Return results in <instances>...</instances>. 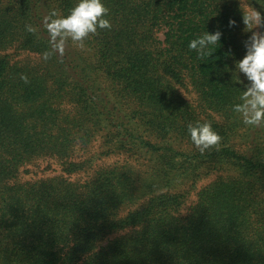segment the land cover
<instances>
[{
	"label": "trees",
	"instance_id": "1",
	"mask_svg": "<svg viewBox=\"0 0 264 264\" xmlns=\"http://www.w3.org/2000/svg\"><path fill=\"white\" fill-rule=\"evenodd\" d=\"M77 2L0 0V264H264V126L233 111L264 0H103L111 27L61 55L43 17ZM198 120L221 136L203 153ZM46 159L63 175L25 178Z\"/></svg>",
	"mask_w": 264,
	"mask_h": 264
},
{
	"label": "clouds",
	"instance_id": "2",
	"mask_svg": "<svg viewBox=\"0 0 264 264\" xmlns=\"http://www.w3.org/2000/svg\"><path fill=\"white\" fill-rule=\"evenodd\" d=\"M264 4V3H262ZM108 8L103 0H78L67 15H57L53 10L43 17V23L50 36L52 49L61 55L64 53L66 39L83 45L89 33H95L97 28H110L111 21L107 17ZM244 23L248 28L264 26V15L254 7L248 6L244 11ZM234 24V21H230ZM29 31L35 29L29 25ZM222 32L205 31L189 41L188 47L197 51L198 55L212 54V46L221 38ZM247 49L243 58L236 61L237 73H243L245 89L240 98L243 103H235L233 111L241 117L245 125L264 126V31H253L245 42ZM48 53H45L47 59ZM240 80V77L238 78ZM191 142L203 153L211 146H218L220 134L213 128L210 121L190 122L187 126Z\"/></svg>",
	"mask_w": 264,
	"mask_h": 264
},
{
	"label": "rangeland",
	"instance_id": "3",
	"mask_svg": "<svg viewBox=\"0 0 264 264\" xmlns=\"http://www.w3.org/2000/svg\"><path fill=\"white\" fill-rule=\"evenodd\" d=\"M187 98H191L192 95H186ZM94 150V153L96 155L95 157V161L93 163V168L91 170V172L93 173L94 170H96L98 167V160H97V154L99 156V153L103 150V145L100 144V141H96L94 143V147L92 148ZM100 163L102 164V166H114V165H122V164H137V161L135 159V157H130L129 155L126 154H114L111 157L108 158H103ZM38 172L37 174L33 175L36 172V169H33V172L25 175V178L28 179H40V178H51L54 176H59V175H63L61 168L59 165H57V163L53 162L50 159H46V160H42L40 161V166L38 168ZM90 170V169H89ZM89 170H86L82 173L79 174H75V175H71L66 176L68 179L70 180H84L86 179L91 173H89ZM24 174V173H23ZM26 174V173H25ZM65 176V175H64ZM184 213H186V211H183Z\"/></svg>",
	"mask_w": 264,
	"mask_h": 264
}]
</instances>
